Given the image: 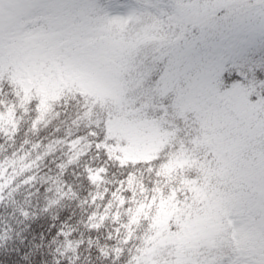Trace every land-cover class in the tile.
<instances>
[{"label": "snow or ice", "instance_id": "6c2138e0", "mask_svg": "<svg viewBox=\"0 0 264 264\" xmlns=\"http://www.w3.org/2000/svg\"><path fill=\"white\" fill-rule=\"evenodd\" d=\"M256 71L264 72V0H0V96L14 97L0 101V132L14 134L18 112L35 113L36 128L71 98L98 150L123 117L158 141L155 159L138 164L159 165L150 171L160 183L170 158L185 162L184 177L177 169L141 206L154 195L153 210L165 198L187 204L202 194L203 231L186 248L165 249L163 264H264V80ZM35 181L31 170L7 186L0 180V203ZM144 218L137 208L130 223ZM147 219L155 229L152 213ZM126 227L125 247L106 258L157 264L144 248L132 254Z\"/></svg>", "mask_w": 264, "mask_h": 264}, {"label": "trees", "instance_id": "16d2710c", "mask_svg": "<svg viewBox=\"0 0 264 264\" xmlns=\"http://www.w3.org/2000/svg\"><path fill=\"white\" fill-rule=\"evenodd\" d=\"M261 54L259 48L250 53L257 60ZM242 71L252 77L247 67ZM255 77L264 80V72L256 71ZM231 79L241 77L234 72ZM0 101L11 103L14 97L9 93L0 96ZM34 118L35 113L18 112L14 134L0 132V180L4 185L22 181L29 170L36 176L34 183L14 186L0 203V264H126L127 253L123 260L105 255L125 247L126 225L131 227L130 247L135 255L137 248L146 251L150 247L145 244L147 237H154L153 244L162 235L180 232L185 221L199 212L203 197L198 192L187 204L165 198L153 210L158 198L154 195L146 210L141 207L148 200V191L157 185L171 186L177 169L184 177L183 160L170 158L160 183L150 171H159V165L109 158L102 148L97 149L88 119L71 98L66 106L56 105L36 128ZM184 187L192 192L196 186ZM137 208L144 211L145 218L131 224ZM148 213H152L155 229ZM61 230L63 234L57 235ZM160 259H166V252Z\"/></svg>", "mask_w": 264, "mask_h": 264}, {"label": "rangeland", "instance_id": "374dc122", "mask_svg": "<svg viewBox=\"0 0 264 264\" xmlns=\"http://www.w3.org/2000/svg\"><path fill=\"white\" fill-rule=\"evenodd\" d=\"M237 75L241 77V75ZM110 137L106 150L102 149L109 158L120 163L151 161L159 152L158 141L155 140L151 129L139 121L123 117L113 118L110 124ZM200 196L199 198H202V195ZM195 199L198 200V196ZM203 220L204 218L199 215V212H195L193 218L188 222L185 221L180 232L160 236L143 253V258L163 264L160 255L165 252L164 250L169 247H188L203 231Z\"/></svg>", "mask_w": 264, "mask_h": 264}]
</instances>
